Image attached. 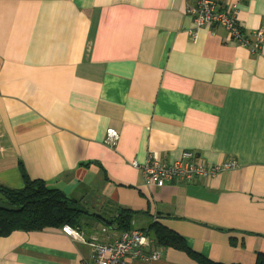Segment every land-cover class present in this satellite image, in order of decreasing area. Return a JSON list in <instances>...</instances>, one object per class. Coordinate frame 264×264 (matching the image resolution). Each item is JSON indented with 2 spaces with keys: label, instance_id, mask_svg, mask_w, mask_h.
Segmentation results:
<instances>
[{
  "label": "crops",
  "instance_id": "1",
  "mask_svg": "<svg viewBox=\"0 0 264 264\" xmlns=\"http://www.w3.org/2000/svg\"><path fill=\"white\" fill-rule=\"evenodd\" d=\"M195 1L0 0V188L60 191L82 209L85 241L144 232L160 258L128 264L264 261V43L252 54L211 25L191 37ZM213 1L264 29V0ZM151 152L237 166L157 188L132 165ZM126 213L129 231L115 225ZM153 225L186 251L159 246ZM62 229L0 236V264H90Z\"/></svg>",
  "mask_w": 264,
  "mask_h": 264
},
{
  "label": "built area",
  "instance_id": "2",
  "mask_svg": "<svg viewBox=\"0 0 264 264\" xmlns=\"http://www.w3.org/2000/svg\"><path fill=\"white\" fill-rule=\"evenodd\" d=\"M216 8L217 5L213 0H197L194 4L187 6V15L191 18L194 27L189 32L190 36L196 38L197 30L203 26H219L226 32L228 40L240 44L252 54H259L264 43V29L246 32L240 27L233 5L229 8H219V11ZM107 139L112 145L115 144L118 139L117 132L108 130ZM132 165L142 173L147 184L157 188L179 181L212 179L219 173L237 166L236 162L206 164L191 152H183L178 160L169 163L161 161L158 153L151 152L143 163L133 162ZM62 231L71 239L90 248L92 253L90 264H128L126 261L128 257L150 261L160 258V249H150L151 239L139 230L124 233L109 244L100 243L94 239L85 241L78 231L67 226L63 227ZM146 252L148 255L145 254Z\"/></svg>",
  "mask_w": 264,
  "mask_h": 264
},
{
  "label": "trees",
  "instance_id": "3",
  "mask_svg": "<svg viewBox=\"0 0 264 264\" xmlns=\"http://www.w3.org/2000/svg\"><path fill=\"white\" fill-rule=\"evenodd\" d=\"M216 9L220 10L218 7ZM0 194L4 199L3 204L0 205V236L9 235L14 231L37 232L65 226L80 231L82 227V209L75 206V201L56 189H49L43 182L24 179L22 189L0 188ZM103 220L107 225L115 224ZM128 223L129 214L126 213L118 216L115 225L119 229L129 231ZM151 228H153V240L159 246L185 250L182 238L175 232L158 225H153ZM190 255L198 264H213L193 253ZM256 264H264V261L259 259Z\"/></svg>",
  "mask_w": 264,
  "mask_h": 264
},
{
  "label": "rangeland",
  "instance_id": "4",
  "mask_svg": "<svg viewBox=\"0 0 264 264\" xmlns=\"http://www.w3.org/2000/svg\"><path fill=\"white\" fill-rule=\"evenodd\" d=\"M0 198H2V197H0ZM2 200H4L3 198H2ZM1 202V201H0ZM1 204V203H0ZM91 222H95V220L94 219H92V218H88ZM86 228H87V226H86Z\"/></svg>",
  "mask_w": 264,
  "mask_h": 264
}]
</instances>
